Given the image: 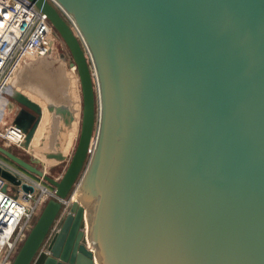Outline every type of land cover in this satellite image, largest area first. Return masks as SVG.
Here are the masks:
<instances>
[{
  "label": "water",
  "instance_id": "water-1",
  "mask_svg": "<svg viewBox=\"0 0 264 264\" xmlns=\"http://www.w3.org/2000/svg\"><path fill=\"white\" fill-rule=\"evenodd\" d=\"M31 1L69 48L82 100L60 176L0 142L55 191L11 264H264V0H58L90 58L49 0ZM9 97L28 147L42 106L8 85L0 111ZM0 175L34 187L3 161Z\"/></svg>",
  "mask_w": 264,
  "mask_h": 264
},
{
  "label": "built area",
  "instance_id": "built-area-1",
  "mask_svg": "<svg viewBox=\"0 0 264 264\" xmlns=\"http://www.w3.org/2000/svg\"><path fill=\"white\" fill-rule=\"evenodd\" d=\"M66 19L78 36L88 58L91 53L73 15L58 1L49 0ZM59 35L45 11L31 0H0V95L5 91L18 66L27 58L51 52ZM61 37V36H60ZM71 58V54L69 53ZM75 66V64L70 65ZM3 108V107H2ZM14 124H6L3 136L10 132L17 135L21 146L25 132ZM93 144V143H92ZM23 147V146H21ZM22 180L33 184V189H23L0 175V264H11L14 255L33 224L36 214L47 198L55 195L54 188L22 174L19 168L11 167Z\"/></svg>",
  "mask_w": 264,
  "mask_h": 264
},
{
  "label": "crops",
  "instance_id": "crops-1",
  "mask_svg": "<svg viewBox=\"0 0 264 264\" xmlns=\"http://www.w3.org/2000/svg\"><path fill=\"white\" fill-rule=\"evenodd\" d=\"M68 59L70 60L68 51L61 52L60 55L53 54L51 51L47 54L27 58L21 63L22 65L18 66L12 76L13 79L11 78L9 82V85L20 89L42 106L41 118L31 138L30 146L25 150L30 153L29 159L35 157L42 159L41 162H37L39 166L42 164L58 165L59 167L51 171L47 169V172L55 177L61 175L66 163L64 159L45 157V152L60 151L67 157L69 150L75 144L80 125L82 100L80 81L69 69ZM6 103L7 113L0 116V142L10 146L13 143L6 142L2 129L6 124L12 123L20 104L10 97ZM47 105H52L53 108L49 109ZM67 110L73 118L65 121V118H69ZM0 161L6 162L11 167L20 168L1 153ZM20 170L23 175L40 180L36 175L26 172L22 168Z\"/></svg>",
  "mask_w": 264,
  "mask_h": 264
},
{
  "label": "rangeland",
  "instance_id": "rangeland-1",
  "mask_svg": "<svg viewBox=\"0 0 264 264\" xmlns=\"http://www.w3.org/2000/svg\"><path fill=\"white\" fill-rule=\"evenodd\" d=\"M56 37H58V40L57 41H54V47H53V49H52V52H53V54H57V55H60V53L61 52H65V51H68V53H70V51H69V48L67 47V45H66V43L64 42V40L62 39V37H60V35H57ZM71 72L72 73H74V75L75 76H77L78 77V75H77V70L75 71V69L72 71L71 70ZM79 78V77H78ZM7 103H5V106H3V109H2V111H0V113L1 114H3V113H7ZM1 114H0V116H1ZM79 132V131H78ZM77 136H78V134H77ZM15 138H12L11 140H14ZM15 141V140H14ZM76 141H77V138H76ZM76 141H75V144H76ZM7 142V141H6ZM8 143H9V141H8ZM30 143H31V141H30ZM75 144H74V146H73V148L71 149V150H69V154H68V156L72 153V151H73V149H74V147H75ZM93 145H94V143L92 144L91 143V148L93 147ZM7 146V145H6ZM13 151H15L16 153H18V154H20V155H22L23 157H25V158H27V159H29V157H30V153H28V152H26V150H25V147H20V149H19V147H17L16 145H14V144H12V145H10L9 146ZM24 148V149H23ZM46 153V152H45ZM68 156L64 159V162L65 163H67V161H68ZM45 157H47V156H45ZM60 160H62V159H60ZM12 161V160H11ZM16 164V163H15ZM66 165V164H65ZM57 167H59L58 165H55V164H48L47 165V167H42V169L44 170V171H47V169H49V171H51V170H53V169H55V168H57ZM60 168H62V167H60ZM81 175L82 174H80L79 175V177L77 178V181H76V183H75V187H74V189H73V192H72V194L73 193H77V190L79 189V182L81 181ZM41 180V179H40ZM41 182H43V183H45V184H47L49 187H51V188H53L51 185H49L48 183H46L44 180H41ZM76 184L78 185V186H76ZM94 201H95V196H92L91 198H90V200H89V202H88V205H86V207H87V219H88V221H89V219H90V217H91V213H92V204L94 203ZM37 215V214H36ZM36 217V216H35ZM34 220H35V218H34ZM58 222H59V219H57L56 221H55V223H54V225H52V227H51V229H50V233L54 230V227L56 226V224L58 225ZM87 224H86V222H85V226H86ZM87 228V227H86ZM49 233V234H50ZM49 237V235L46 237V239ZM45 239V241H44V243H43V245H45L46 244V240ZM88 244L90 245V247L92 248V249H95L96 247H97V245L95 244V243H91V242H89V239H88ZM20 246V245H19ZM19 248V247H18Z\"/></svg>",
  "mask_w": 264,
  "mask_h": 264
},
{
  "label": "bare ground",
  "instance_id": "bare-ground-1",
  "mask_svg": "<svg viewBox=\"0 0 264 264\" xmlns=\"http://www.w3.org/2000/svg\"><path fill=\"white\" fill-rule=\"evenodd\" d=\"M45 60V59H44ZM29 61V60H28ZM67 61V60H66ZM68 61H69V59H68ZM46 62V61H45ZM22 65V64H21ZM69 69L70 70H74L75 69V71L77 70V68H76V66H73V67H69ZM77 75H78V72H77ZM13 79V78H12ZM79 81V80H78ZM79 86V85H78ZM99 86V84L96 86V88ZM96 91H97V96H98V98H100V94L98 93V89H96ZM5 106V105H4ZM3 109V108H2ZM2 109H1V111H2ZM4 110V109H3ZM1 114V113H0ZM80 120V119H79ZM13 126V125H12ZM13 127H15V129H17V127L14 125ZM17 135H16V133H14V132H10V135H8L7 137H6V141L8 142H11V141H16L17 140ZM12 138H15L14 140H11ZM96 138V137H95ZM94 138V141H93V143H94V145H93V148H94V146H95V143H96V141H97V139H95ZM21 146H23V147H25V148H27L26 146H24L23 144H21ZM30 146V145H29ZM28 146V147H29ZM19 149H20V147H19ZM29 149V148H28ZM34 153V152H33ZM36 153V152H35ZM41 167H47V164H42V166ZM75 194H76V192L75 193H73L72 194V196H75ZM85 217V222H86V227H87V231H88V219H87V216L85 215L84 216ZM89 239V238H88Z\"/></svg>",
  "mask_w": 264,
  "mask_h": 264
}]
</instances>
